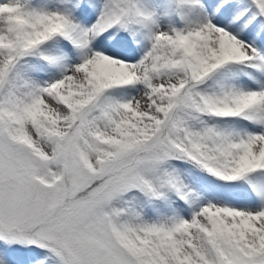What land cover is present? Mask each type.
Listing matches in <instances>:
<instances>
[{
    "label": "snow or ice",
    "instance_id": "snow-or-ice-1",
    "mask_svg": "<svg viewBox=\"0 0 264 264\" xmlns=\"http://www.w3.org/2000/svg\"><path fill=\"white\" fill-rule=\"evenodd\" d=\"M0 264H264V0H0Z\"/></svg>",
    "mask_w": 264,
    "mask_h": 264
}]
</instances>
